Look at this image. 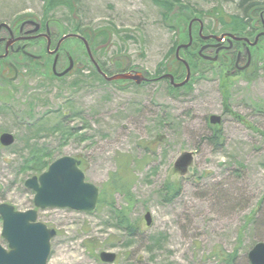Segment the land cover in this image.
<instances>
[{
    "label": "rangeland",
    "instance_id": "1",
    "mask_svg": "<svg viewBox=\"0 0 264 264\" xmlns=\"http://www.w3.org/2000/svg\"><path fill=\"white\" fill-rule=\"evenodd\" d=\"M182 1L204 13L201 19L213 33L246 23L244 11L230 0ZM72 4L74 13L62 5L48 15L43 0H0V25L13 30L24 21L52 20L53 31L61 34L78 27L89 34L113 28L106 44L97 41L94 56L112 74L130 66L156 79L159 68H175L168 57L181 36L176 18L171 28L151 0ZM179 12L196 15L188 7L176 8L168 18ZM183 28L187 31L186 25ZM27 44L26 52L43 54L38 68L21 54L0 65V136L16 138L11 147L0 144V204L20 212L35 209L34 192L25 182L39 175L22 168L33 151L43 149L52 153L53 161L64 156L82 161L86 180L107 202L93 213L39 210V221L58 233L48 264H108L100 260L102 252L117 255L113 264H228L226 259L234 255L233 264H251L249 253L264 243L261 61L255 57L250 73L230 78L224 70L198 61L192 85L174 91L168 80L141 85L101 80L75 41L65 44L75 68L53 79V59L40 45ZM117 62L122 63L120 69ZM9 64L17 67L16 80ZM67 66L60 62L58 72ZM228 108L244 120L227 113ZM211 116H220L222 124L211 125ZM212 128L223 134L219 148L206 140ZM187 152L194 153L193 164L181 175L175 163ZM117 177L121 185L131 186L129 200L123 191L112 192L111 181ZM169 187L179 190L171 203L162 200ZM116 211L125 212L135 224L133 236L115 226ZM2 230L0 219V245L8 249Z\"/></svg>",
    "mask_w": 264,
    "mask_h": 264
},
{
    "label": "water",
    "instance_id": "2",
    "mask_svg": "<svg viewBox=\"0 0 264 264\" xmlns=\"http://www.w3.org/2000/svg\"><path fill=\"white\" fill-rule=\"evenodd\" d=\"M197 21L201 24L200 33L202 34L204 25L200 20ZM193 22L189 27V44L178 47L176 52L177 59L186 67V79L182 83H176L174 76L170 74L160 78V80L169 79L174 88H183L190 82L192 76L189 64L180 57V51L182 49H188L192 45ZM26 25H36V29L31 33L38 31L39 25L35 22L31 21L24 23L23 27ZM3 28L9 29V26L7 24H1L0 31ZM262 36H264V33L260 34L251 46H256ZM46 38L49 41L48 51H50V38L48 36H46ZM69 38L82 39L90 60L107 81H134L138 85L147 81V78L141 72H123L108 77L94 59L88 41L78 35H68L64 37L52 54H55L59 50L60 45ZM210 38L213 37L207 39ZM215 39L222 41V39ZM8 47L9 44L7 45V48ZM204 50L205 48L200 51V55L203 56L205 60H208L209 58L203 55ZM7 56L8 54L2 58ZM28 56L38 59L32 55ZM58 59L59 56L56 55L53 63V72L56 77L63 78L73 70L74 62L70 59L69 67L65 71L58 73ZM13 67L15 71L14 80H16L18 77V70L15 66ZM210 124L219 126L222 124V118L220 116H211ZM15 142L16 138L12 134L4 133L0 136V144L5 148L11 147ZM193 160L194 153H184L176 162L175 169L181 175H186L193 164ZM80 166L81 162L76 158L64 156L53 162L48 170L39 177L28 179L25 186L27 189L34 192L35 209L20 212L10 204H0V218L3 224L2 237L8 243V249L0 245V264H48L52 250V240L57 236V231L50 229L44 223L38 222V210L70 209L80 213H93L96 210L99 204L100 190L94 184L86 181L85 173ZM146 220L147 225L151 226L150 214L146 216ZM100 259L103 263L113 264L117 259V255L114 253L102 252L100 254ZM249 260L251 264H264V243L255 245L249 253Z\"/></svg>",
    "mask_w": 264,
    "mask_h": 264
},
{
    "label": "flooded vegetation",
    "instance_id": "3",
    "mask_svg": "<svg viewBox=\"0 0 264 264\" xmlns=\"http://www.w3.org/2000/svg\"><path fill=\"white\" fill-rule=\"evenodd\" d=\"M244 13H245L244 15L246 16L245 22L246 24H248V27L243 32L229 28V29H225L224 31H221L219 34H216L210 31L205 25L204 21L200 19L201 21H203L204 24V29L201 34L200 33L201 26L200 23L197 21L199 20L198 18H193L188 23L189 26L191 22L195 20L192 25V37H193L192 47L193 46L198 47L196 54L197 57L200 58V60H202L200 51L205 48L203 55L209 58L208 60H205L209 65L208 67L211 68L213 67V65L219 66L221 70H224L226 72L229 78L249 72L253 67V62L255 60V57L257 58L258 56L259 48L264 45V41H262L264 39V36H262L256 46H251L255 42L256 38L260 34L264 33V8H262V11L258 15L251 14L249 9L248 12L244 11ZM24 23L25 21L22 23L20 27H15L13 30L11 28L9 29L4 28L0 31V65L3 63L8 64L6 61L15 54H20V52L26 53L25 51L27 48L26 47L27 42H28L27 45L36 44V45H40L41 47L48 48L49 41L46 38V36L50 38V51L48 52L47 50L48 52L47 56L55 59L56 55H58L59 56L58 64L60 62L67 63V61L69 62L70 58H72L71 51L65 48V44L67 42L75 41L80 44L83 43L82 39L80 38H72L69 40H65L60 45L59 50L55 54H52L57 49L62 39L69 34L55 33L53 31V28L51 27V25L53 24L52 20H48L42 24L37 23V25H39L38 31L33 33L31 32L36 29V25H31L30 26L31 29L25 30L26 26L23 27ZM188 26H187V30H188ZM77 29H79V32L73 34L78 35L81 38L87 40V37L85 36L84 33V31L86 30H81L79 27ZM195 31H197L196 36L194 35ZM209 37H213V38L207 39ZM215 38L222 39V41H218ZM179 41H180V45L181 44L185 45L189 43V37L187 43L183 42V40H179ZM8 44L9 47L7 48ZM6 54H8V56L2 58ZM228 54H230L228 56L230 58V62H227L226 60ZM8 66H9V71L13 69L12 64H9ZM156 80L157 79H149L147 83L155 82ZM115 83H132V82L115 81ZM80 162H81V166H83L82 161Z\"/></svg>",
    "mask_w": 264,
    "mask_h": 264
},
{
    "label": "trees",
    "instance_id": "4",
    "mask_svg": "<svg viewBox=\"0 0 264 264\" xmlns=\"http://www.w3.org/2000/svg\"><path fill=\"white\" fill-rule=\"evenodd\" d=\"M45 2V11L46 14L49 15V13L55 8L65 5L66 7H68V9H70L71 13L75 12V8L74 5L72 4V0H43ZM153 2L154 5L158 6L163 12L164 17L166 20H164L169 26L173 25L174 21H172L174 18H176V23H177V27L179 28V32L181 33L180 36V40H183V42L187 43L188 42V34L187 31H184L183 26H187L188 22L192 19L190 14H186L183 12H179L178 14L168 18V14H172L176 8H178V10H184V8H189V11L192 14H196L195 17H199V18H203L204 17V13L203 12H199L197 10H194L193 7L191 6H187L185 5V3H183L182 0H151ZM232 1L231 3H233L234 5H238L240 7V9L243 11L248 12V9L250 11L251 14H256L258 15L261 11L262 8H264V0H230ZM214 14V13H213ZM246 18V17H245ZM169 19V20H168ZM242 20H244V18H242ZM171 28H173L172 26H170ZM241 27V29L239 28ZM248 24L244 23V27L243 26H239V25H235V30H239L240 32H243L247 29ZM74 33L79 32V29L75 28V30L73 31ZM114 29L113 28H101L100 30L96 31L94 34L93 33H88L87 31H84L85 36L87 37V39L90 40L91 43V48H92V52L95 56V44L97 43L98 40H100V42H103L104 44L107 43V41H109V37L111 36V34H113ZM197 31H195V36ZM264 41V39L262 40ZM182 43V42H181ZM82 45V44H81ZM180 45V41H177L173 47V49L171 50L169 57L173 58V61L175 63V68L172 70V68L170 70H165L162 71L161 68H159L158 70V74L157 76H163L167 73H171L172 75H174L176 82H181L186 75V68L185 66L180 63L179 61H177L176 58V50ZM83 47V45H82ZM44 48V54L46 53V47ZM84 48V47H83ZM197 49L198 47H191L187 50H183L181 52V57L186 59V61L190 64V67L192 68V72L193 74L195 72L198 71L199 69V65H198V61H201L200 58L197 57ZM43 55V54H42ZM230 54L227 55V62H230V58L228 57ZM31 64L34 65L35 68H38V66L40 65L37 61L32 60L30 58H26ZM257 59L259 61H261L264 64V45L262 47L259 48L258 50V56ZM98 62V61H97ZM102 71L110 74V69L106 64H103L101 62H98ZM116 66L119 67L118 69H120V67H122V63L121 62H117ZM214 66V65H213ZM215 68V67H213ZM212 68V69H213ZM93 69V68H92ZM132 69H136V67H132ZM258 70V69H257ZM12 71V69H11ZM94 74L100 78L101 80H104L102 76H100V74L97 72L96 69H93ZM254 72V74H256V71H252V73ZM250 73V72H249ZM222 75V71L220 73V76ZM51 77L53 79H56L53 74H51ZM255 77V76H252ZM251 76H246L245 79L249 80V78H252ZM192 84H188L185 88L190 87ZM170 88L174 91H178V89H175L171 86L170 84ZM225 111H228L227 113L231 112L233 113V111L228 108L225 109ZM234 116L239 120L242 121L244 120L241 116L237 115L236 113H233ZM207 142L212 144L214 147H221L224 145V139H223V134L221 132L220 129L218 128H212V134L210 137H208ZM53 162V157H52V153L47 152V150L43 149V150H36L33 151L30 154V158L24 163L23 166V171L24 172H33L35 175H41L43 174L45 171L48 170L49 166L51 165V163ZM127 166V162L125 164ZM119 176V175H118ZM125 178H128L127 175L124 176ZM123 177V179H124ZM122 178V177H121ZM115 179V178H113ZM118 177L115 180L111 181V190L112 192H116V191H123L125 193V195H127V199L129 200L131 194H130V188L131 186L129 185H121L119 181H121L120 179H118ZM122 179V180H123ZM167 193L169 194H165L162 197V200L171 203L174 199H176L179 195V190L176 189V191H172V189L169 187ZM133 202V201H132ZM107 203L103 197H101L100 199V203L99 205L105 204ZM110 206L111 203H109ZM113 219H115V226L122 230L123 232H126L128 234V236H133L135 231H136V226L134 223H132L129 218L128 215L124 212H115V217H113ZM235 260V255L234 256H229L226 259V262L228 264H233Z\"/></svg>",
    "mask_w": 264,
    "mask_h": 264
}]
</instances>
